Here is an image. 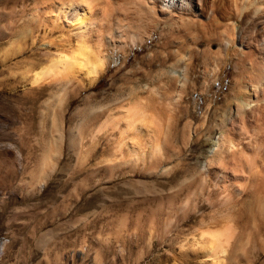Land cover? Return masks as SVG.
Segmentation results:
<instances>
[{"label": "rangeland", "instance_id": "rangeland-1", "mask_svg": "<svg viewBox=\"0 0 264 264\" xmlns=\"http://www.w3.org/2000/svg\"><path fill=\"white\" fill-rule=\"evenodd\" d=\"M63 1L0 0V264H208L176 253L212 209L201 199L213 203L217 194L202 166L232 110L234 49L221 40L232 22L216 20L211 37L219 41L208 44L185 25L177 47L161 36L176 24L159 23L142 45L129 48L121 36L126 47L106 50L109 60L92 82L78 71L34 83V74L76 45L72 15L56 12ZM217 53L225 63L209 86ZM176 57L192 60L193 86L171 109L166 71ZM159 82L166 95L159 132L138 128L125 139L121 106L141 98L151 111L146 88ZM237 205L229 211L243 223L250 205ZM252 222L244 256L225 264H264V219Z\"/></svg>", "mask_w": 264, "mask_h": 264}, {"label": "bare ground", "instance_id": "bare-ground-1", "mask_svg": "<svg viewBox=\"0 0 264 264\" xmlns=\"http://www.w3.org/2000/svg\"><path fill=\"white\" fill-rule=\"evenodd\" d=\"M236 1H63L62 5L59 3L61 7H57L56 12L63 16L72 15L69 30L76 39V45L64 54L58 55L57 53L58 56H55L56 58L51 61L52 64L47 68H42L33 77V82L38 83L53 75L59 80V75L71 77L80 71L89 82H92L102 72L109 60L108 54L105 53L107 49L122 51L126 47L127 41L129 48L134 45H142L152 37V31L159 23L176 24L170 29V33L165 34L163 29L161 36H165L168 44L177 47L182 43L180 40L177 42V39L186 36L185 25L186 27L193 25L199 38H203L208 44L214 39L211 37L213 36L211 27L216 20L225 18L228 22H232L221 35V40L227 43L228 49H234L233 59L237 69V76L233 77L230 82L233 93L231 97L233 98L226 101L228 109L232 110H230L229 118L226 121L228 126L222 127L225 132L214 140L211 156L208 157V162L202 166L204 168L202 170L207 176L206 179L202 178L205 180L204 183L209 180L211 188L217 194L214 196L213 203L209 202L206 197L201 199L212 209L206 216L202 214L204 219H200L202 221L198 226L196 225L192 234L189 235L190 237L188 236L183 239L184 241L182 240L183 242H180L178 253L175 252L178 257L202 259L208 264H225L233 257L244 256V250L252 243L254 229L257 228L256 224H251V222L264 219V0H243L241 4ZM226 2L229 6L225 4ZM226 8L232 9L227 10ZM235 19L241 20L239 29L235 27ZM93 33L95 40L91 37H94ZM121 36L127 41H123ZM190 41L191 46L193 45V49L192 47L191 49L201 55V52L197 51L200 45L198 39L193 37ZM217 54L211 64L213 70L212 74L210 73L212 80L209 86L213 84L225 63L221 55ZM111 60L115 61V59ZM191 69V59L176 57L166 71L169 83L168 95L162 93L161 82L157 86L146 88V92L152 94L155 101L151 106V111L148 109L150 104L147 99V101L141 98L133 99L134 102L121 106L119 121L122 126L121 134L126 135L125 139L128 137V132L132 134V130L138 128L144 133H151L153 129L156 132L160 129L159 120L161 118L159 119L158 106L161 105H158V102L165 95L166 104L172 109L182 101L187 95L189 86L192 85L190 82ZM51 73L52 75H50ZM127 99L129 100V98ZM191 125L186 123L185 129L189 130ZM153 145L151 151L156 153L152 150ZM155 145L157 146V144ZM156 148L158 149V146ZM173 151L172 153H174ZM137 154L136 157L139 156ZM179 154L177 153L178 156ZM177 155L175 154V157ZM246 203L250 205V208L247 207L249 209L246 215L247 220L241 223L239 220L243 217L240 213L238 216V214L231 213L232 211L230 212L229 209L234 205H246ZM237 206L239 207V205ZM185 207L187 209V206ZM184 211L185 208L182 213ZM244 213L241 214L244 215ZM259 242L261 246L264 244L261 236H259Z\"/></svg>", "mask_w": 264, "mask_h": 264}]
</instances>
